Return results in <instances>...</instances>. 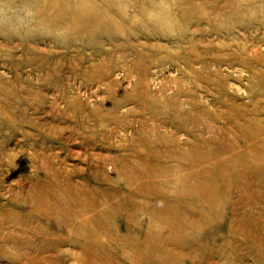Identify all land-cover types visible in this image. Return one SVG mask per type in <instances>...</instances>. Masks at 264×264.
Returning <instances> with one entry per match:
<instances>
[{
	"label": "rangeland",
	"instance_id": "374dc122",
	"mask_svg": "<svg viewBox=\"0 0 264 264\" xmlns=\"http://www.w3.org/2000/svg\"><path fill=\"white\" fill-rule=\"evenodd\" d=\"M0 264H264V0H0Z\"/></svg>",
	"mask_w": 264,
	"mask_h": 264
}]
</instances>
